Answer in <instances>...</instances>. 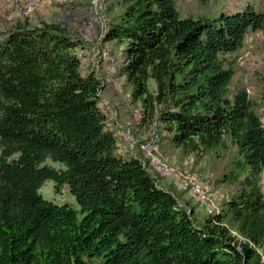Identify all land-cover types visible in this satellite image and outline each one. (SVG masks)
<instances>
[{"label":"trees","instance_id":"16d2710c","mask_svg":"<svg viewBox=\"0 0 264 264\" xmlns=\"http://www.w3.org/2000/svg\"><path fill=\"white\" fill-rule=\"evenodd\" d=\"M105 2L120 9L102 39L124 46L118 72L140 106L135 130H162L185 154L224 161L218 184L235 191L218 215L197 218L185 193L148 168L146 138L118 153L68 18L18 24L0 35V264H255L264 125L247 92L230 86L246 35L264 39V13L180 18L175 0ZM48 181L66 186L79 210L45 200Z\"/></svg>","mask_w":264,"mask_h":264},{"label":"rangeland","instance_id":"374dc122","mask_svg":"<svg viewBox=\"0 0 264 264\" xmlns=\"http://www.w3.org/2000/svg\"><path fill=\"white\" fill-rule=\"evenodd\" d=\"M175 2L180 18L210 17L228 11L239 12L247 6H252L255 10L264 13V0H175ZM110 6L105 0H40L32 11L28 12L15 0H0V35L18 24L41 28L43 24L60 23L62 19L68 18L70 25L84 44L83 50H75L80 62H83L81 72L84 75L91 69L97 72L101 83L100 101L104 105L103 110L107 118L112 119L111 122L106 123L110 126H108L109 129L118 132L119 136L131 138L133 145L125 148L128 154L137 150V142L143 141L147 135L143 126L138 132L135 130L139 124H136L133 114L139 111L141 118L140 106L138 103L131 102L130 87L118 72V66L124 61V46L113 39L105 42L102 39L107 30L106 24L113 21L120 13L119 8ZM84 35L87 36V40L83 39ZM233 58L235 59L234 77L230 91L245 90L250 100L254 102L256 112L264 125V39L261 33H248L243 47ZM158 147L162 163L176 174H198L208 182H213V189L220 197V203L235 191V187L218 184L224 161L213 160L210 157L196 158L185 154L182 147L165 140H160ZM140 155L150 171L162 179V186L180 193L149 166L141 150ZM45 164L55 168L59 166L50 161H46ZM260 188L264 194V173L261 175ZM40 194L45 200L54 204L68 205L76 211L79 210L66 186L56 192L53 183L48 181L40 189ZM183 200L188 201L190 206L199 211L200 216H208L204 208L195 204L189 195L185 194ZM253 262L258 264L259 260L254 257Z\"/></svg>","mask_w":264,"mask_h":264},{"label":"built area","instance_id":"2783aa9c","mask_svg":"<svg viewBox=\"0 0 264 264\" xmlns=\"http://www.w3.org/2000/svg\"><path fill=\"white\" fill-rule=\"evenodd\" d=\"M39 1L40 0H15L16 3L21 4L28 12L32 11ZM83 39L87 40V36L84 35ZM80 68H83L82 61L80 62ZM103 106L102 101H99L97 107L106 118V122H111L112 119L107 118ZM133 118L136 120V124H140L141 118L139 111L134 112ZM109 130L116 138L118 153L126 155L128 151L125 150V148L127 146L130 148L133 145L131 138L129 136H119L118 132L111 130V128ZM164 136L165 133L159 130L140 144V150L144 154L149 166L157 171L165 182L170 184L174 190L189 195L195 204L201 205L208 216L218 215L220 212L221 199L213 189V182H208L198 174H176L162 163L158 143ZM254 252L255 257L259 260L258 264H264V250L256 248Z\"/></svg>","mask_w":264,"mask_h":264},{"label":"crops","instance_id":"0c3cea01","mask_svg":"<svg viewBox=\"0 0 264 264\" xmlns=\"http://www.w3.org/2000/svg\"><path fill=\"white\" fill-rule=\"evenodd\" d=\"M263 195H264V194H263ZM200 215H201L200 212H199V211H196V217H197V218H200Z\"/></svg>","mask_w":264,"mask_h":264}]
</instances>
